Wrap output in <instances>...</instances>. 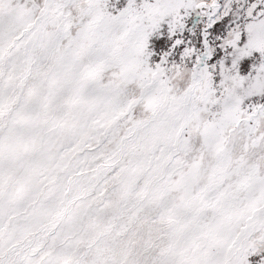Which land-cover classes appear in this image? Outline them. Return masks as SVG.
<instances>
[{"label":"snow or ice","instance_id":"1","mask_svg":"<svg viewBox=\"0 0 264 264\" xmlns=\"http://www.w3.org/2000/svg\"><path fill=\"white\" fill-rule=\"evenodd\" d=\"M0 264H264V0H0Z\"/></svg>","mask_w":264,"mask_h":264}]
</instances>
